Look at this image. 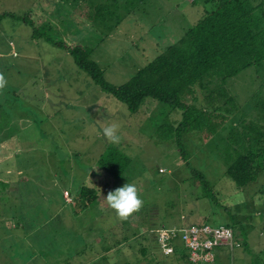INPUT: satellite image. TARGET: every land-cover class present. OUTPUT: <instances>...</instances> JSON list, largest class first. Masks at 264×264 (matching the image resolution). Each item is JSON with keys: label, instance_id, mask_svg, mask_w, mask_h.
<instances>
[{"label": "rangeland", "instance_id": "obj_1", "mask_svg": "<svg viewBox=\"0 0 264 264\" xmlns=\"http://www.w3.org/2000/svg\"><path fill=\"white\" fill-rule=\"evenodd\" d=\"M40 2L48 3V0H0V15H13L0 22V51L7 48L9 52L6 59L0 60V73L9 82L16 81L17 77L19 80L32 79L36 63L45 61L46 69L51 67L56 74L51 88L58 91L53 94L58 96L57 101H53L49 93L51 98L46 96L41 106L42 111L46 109V119L37 101L26 100V91L25 99L19 97L23 102L25 122H30L28 116H35L38 122L32 128L44 132L49 145L19 147L17 155L13 156L17 162L0 165L3 173L0 179V264H138L141 261L146 264L150 257H140L139 245L146 246L156 256L154 259L163 262L156 250L152 230L161 226L201 224L228 226L238 240L245 238L247 242L248 254L244 252L245 255L241 247L231 251L216 250L217 257L225 255L227 260H215V264H256L253 259L260 263L262 258L259 257H264V203L256 197V190L264 184V179H261L263 182L257 179L253 187L243 191L227 180L224 135L231 120H225L222 132L217 131L206 141L195 131H180L177 139L187 156L182 162L172 139L167 137L172 132L170 125L173 126L176 110L146 98L134 114H129L123 104L100 93L63 52L48 49L39 38L29 39V28L20 23V18L36 7L47 17L49 6ZM66 2L63 0L55 5L48 22H52V31L44 32L52 41L75 43L80 42L82 35H92V28L99 30L101 41L98 40V45L87 41L85 47L93 48L90 58L102 71L104 80L114 86L124 83L166 47L176 44L205 10L200 0H142L119 13L128 12L116 28L105 32L101 31L103 26L92 24L83 13H75L77 9H70ZM33 14L31 19L35 21L39 13ZM224 88L226 94L219 101L221 112L227 109L228 92L235 110L250 115L256 104L264 102V65L246 68L228 79ZM76 94L80 100L72 102ZM49 106L51 111L47 109ZM114 107L117 108L113 110ZM20 108L21 103L16 102L12 108L2 109L0 133L4 125H9L5 115L16 110L20 112ZM257 112L255 109L252 114L256 116ZM112 122L120 125L118 145L103 136V128ZM81 125L86 129L96 127L99 140L80 128L71 130V126ZM69 132L86 135L74 134L71 141ZM68 140V146L60 147ZM55 143L59 147H54ZM110 145L129 162L114 182L109 178L101 180L94 172L92 176L98 179L90 184L99 185L103 195L101 191L97 202L81 208L73 196L81 184H87L81 179L85 178L92 163L93 171L96 170L95 161L103 148ZM197 173L209 186L213 202L206 199L202 186L194 178L196 175L199 182ZM126 183L136 185L143 205L138 212L121 220L105 198L109 191ZM65 190L67 196L63 201L61 192ZM117 241L120 244L125 241L131 251L129 256L122 257L117 250L113 252Z\"/></svg>", "mask_w": 264, "mask_h": 264}, {"label": "trees", "instance_id": "obj_2", "mask_svg": "<svg viewBox=\"0 0 264 264\" xmlns=\"http://www.w3.org/2000/svg\"><path fill=\"white\" fill-rule=\"evenodd\" d=\"M55 1L63 0H48V3L41 4L46 7V3L55 6ZM65 1L70 9H77L75 13L79 15L83 13L92 24L103 26L101 31L110 32L128 12L122 15L119 13L127 11L142 0ZM200 2L204 5V13L183 32L179 41L166 47L118 86L104 80L102 71L90 58V48L75 43L55 42L49 38L46 33L52 31L50 23H41L39 20V14L42 12L40 7L27 12L20 18V23L29 28L30 40L39 38L46 45L66 52L78 71L83 72L101 92L123 104L129 114H134L146 98L180 112V120L174 127L170 125L173 129L171 128L172 132L167 137L172 139L182 162L187 160V156L177 139L180 131L185 129L195 131L206 141L217 131L222 132L224 121L230 119L231 126L224 135L227 141V163L224 174L236 189L243 191L253 187L257 179L260 182L264 179V102L256 104L251 114L245 115L235 110L228 92L227 109L222 112L219 101L220 97L226 94L224 85L228 79L234 78L246 68L264 65V0H200ZM37 12L39 14L34 21L31 18H34L33 13ZM3 17H13V15L11 13L0 15V19ZM13 102L16 103L15 100ZM255 109L258 111L256 116L252 114ZM33 117H29L32 125L38 122L35 116ZM235 117L242 120L236 121ZM128 162L129 159L123 153L110 145L102 150L95 164L106 178L114 182L113 180L121 177ZM197 176L200 178L199 182L196 175L194 178L202 186L206 199L210 203L213 202L209 186L207 187L198 173ZM106 185L102 188L105 189ZM101 191V188L95 184L91 185L88 181L87 184H81L77 188L73 198L80 203L81 208H86L98 201ZM256 197H260L264 203V184L256 190ZM204 225L206 224L196 226ZM231 232L233 240L237 243V247L233 249L241 247L243 252L248 254L245 238L238 240L234 231ZM153 241L158 251L156 241L154 239ZM117 244L116 249L113 247V252L117 250L122 257L129 256L131 251L125 241L121 244L117 241ZM138 247L141 248V258L150 257L146 264L155 262L189 264L186 261L185 250L178 243L173 246V254L170 256L163 257L158 251L163 262L154 259L153 257L156 256L150 253V249L146 246ZM219 248L222 247L216 249ZM259 259L260 263L254 259L252 262L264 264V257ZM169 260L171 261L168 262ZM142 263L143 261L138 262V264Z\"/></svg>", "mask_w": 264, "mask_h": 264}, {"label": "crops", "instance_id": "obj_3", "mask_svg": "<svg viewBox=\"0 0 264 264\" xmlns=\"http://www.w3.org/2000/svg\"><path fill=\"white\" fill-rule=\"evenodd\" d=\"M55 2H56V5L59 4L58 1H55ZM44 3H42V4H44ZM46 5H48V4L46 3ZM48 6H49V10L46 12L47 17L43 16L44 12H42V14H39L40 17H41V19H39V20H42L41 23H43V21L50 22V18H51L50 17V12L55 7H57V6H53V5L50 6V4ZM3 18L0 19V22H1V20H3ZM49 25L52 28V26H53L52 22ZM98 31L95 30L94 28H92L90 30L92 35L91 34L82 35L81 38L79 39L80 42H75V44H78L79 46L83 47V46H85V43L88 41L89 43L98 45V43L101 41L99 39L100 36L98 35ZM98 40H100V41L98 42ZM71 43H74V42H71ZM42 44L46 45L43 41H42ZM47 46H48V49H53V47H51L50 45H47ZM91 47H93V46H91ZM57 50H59V49H57ZM59 51L63 52L64 55H67L66 52H64L62 50H59ZM93 52H94V50H93V48H91L90 56L92 55ZM8 53L9 52L7 51V48L4 51H0V60L6 59L7 56H8ZM11 56H14V53L11 54ZM61 59H62V57H61ZM71 62H72V60H71ZM36 65H37V67H35V71L31 74V76L33 77L32 79L25 80V79L21 78L19 80L18 77H17L16 81H14V82H13V80H11L10 82L7 80L8 83H7L6 87H5L6 89L5 90L4 89L0 90V112L2 111V109H10L13 106H15L16 103L13 102L14 100H15V102L21 103V108L19 110L20 112H18L16 110V112H14V113L10 112V113L5 115V116H7V120H8L9 125L8 124L4 125V127L1 129V133H0V165H4V164H6L9 161L17 162V160H15L14 157H15V154L17 153V151L19 150V147L20 148H24V147H27V146H29L31 144H32V146H36L38 144L49 145V141L47 139V135L44 132H42V131H40V130H38L36 128H32V124H29L30 122L29 123L25 122L24 114H23V111H22V103L23 102L19 99V97H22V98L25 99V91H26V93L28 94V98H26V100L32 101V102L37 101L38 105H39L38 109L40 111H42L41 110L42 109L41 106L44 105V103L46 102L45 101V97L46 96H50V94H51L52 100L53 101H57L58 96H54L53 94L54 93L57 94L58 91L57 90H53L51 88V86L54 85L53 77L56 75L54 73V70H52L51 67L49 69H46V68H48V64L45 61H41V62L38 61L36 63ZM76 80L78 81V78H76ZM24 81L26 83H24ZM11 85H13V87H11ZM100 93H101V91H100ZM51 96H50V98H51ZM197 96L199 97V93H198ZM78 100H80V98H79V95L76 94V99L75 100H71V101L75 102V101H78ZM9 106H10V108H9ZM76 107H78V106H76ZM44 108H45V106H43V109ZM66 108H67V106H66ZM116 108L117 107H114L113 110H115ZM47 109H48V111L52 110L50 106ZM45 110L46 109H44V111H42V112H43L44 117L46 119V114L44 113ZM74 113L77 114L76 112H74ZM1 117H2V115H1ZM28 117H32V116H28ZM94 117H95V115L92 116L91 119H94ZM47 118L51 119L52 116H48ZM19 119H21V120H19ZM179 120H180V112H178L173 117V121H172L173 127L178 123ZM16 122L20 123L19 126H17L18 123H16ZM25 123H26V125H25ZM92 123H94V122L92 121ZM14 124H16V128L15 129H14ZM70 124H71V122L68 124V126ZM77 128H80L81 130H85V131L90 132L89 135H91L94 138V140H96V141L99 140L98 132H97L96 127H92L91 126V129H89V128L86 129L85 125L84 126L81 125V126H77V127L71 126V130L72 129H77ZM67 129H68V127H67ZM7 130H8V133H6ZM56 133L59 136L62 137V133H60L58 131ZM69 133H70V140L71 141H72V136L74 134L82 135L83 137L86 135V134L80 133V132L79 133L69 132ZM70 140H68V142H65V143L62 142L60 147H63V145H67L68 146L70 144ZM55 146L59 147V144L55 143L54 147ZM3 149H5V150H3ZM8 149H10V150H8ZM103 150H104V148H103ZM4 151H7V152H5V154L2 155L1 153L4 152ZM23 153H25V151H23ZM23 153L21 152V154H23ZM93 164L94 163L91 164V169L87 172V174L85 175V178L81 179V180L87 181V182L88 181L94 182L95 180L98 179V177L92 176L94 172L97 173V175L100 177L101 180H102V178L103 179L106 178L101 173V171H99L97 168H96L95 171H93V168L95 169V167H93ZM2 174L0 172V179H1V175ZM91 185H94V184H91ZM97 187L99 188V185ZM63 192H66V190L61 192V198L63 199V201H65ZM219 249H227V248L222 247V248H219ZM216 250H218V249H216ZM227 250L231 251L229 249H227ZM215 251H214V255H215ZM217 254H218V252H217ZM243 254H244V252H243ZM215 257H216L215 260H218V261H221V262H224V261L227 260V257L225 255L221 256V257H217L215 255Z\"/></svg>", "mask_w": 264, "mask_h": 264}, {"label": "built area", "instance_id": "obj_4", "mask_svg": "<svg viewBox=\"0 0 264 264\" xmlns=\"http://www.w3.org/2000/svg\"><path fill=\"white\" fill-rule=\"evenodd\" d=\"M152 235L163 257L173 254L175 243L182 245L189 264H214L216 248L225 247L230 250L237 247L230 228L225 226L160 227L154 229Z\"/></svg>", "mask_w": 264, "mask_h": 264}, {"label": "clouds", "instance_id": "obj_5", "mask_svg": "<svg viewBox=\"0 0 264 264\" xmlns=\"http://www.w3.org/2000/svg\"><path fill=\"white\" fill-rule=\"evenodd\" d=\"M5 76L0 73V90L7 85ZM120 125L112 122L103 128V136L112 144L118 145L121 137L118 134ZM107 205L114 210L121 220H126L133 213L138 212L143 205V201L139 197L138 188L135 184L126 183L122 187L109 191L106 196Z\"/></svg>", "mask_w": 264, "mask_h": 264}, {"label": "water", "instance_id": "obj_6", "mask_svg": "<svg viewBox=\"0 0 264 264\" xmlns=\"http://www.w3.org/2000/svg\"><path fill=\"white\" fill-rule=\"evenodd\" d=\"M263 7H264V3H263Z\"/></svg>", "mask_w": 264, "mask_h": 264}]
</instances>
